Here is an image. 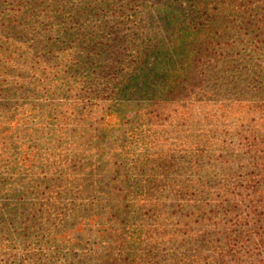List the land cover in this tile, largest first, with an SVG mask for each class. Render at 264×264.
I'll return each instance as SVG.
<instances>
[{
  "label": "rangeland",
  "instance_id": "374dc122",
  "mask_svg": "<svg viewBox=\"0 0 264 264\" xmlns=\"http://www.w3.org/2000/svg\"><path fill=\"white\" fill-rule=\"evenodd\" d=\"M48 1L0 0V264H204L251 227L231 224L264 182V84L208 74L264 73V27L212 2L194 21L201 80L119 96L140 47H168L156 0Z\"/></svg>",
  "mask_w": 264,
  "mask_h": 264
},
{
  "label": "trees",
  "instance_id": "16d2710c",
  "mask_svg": "<svg viewBox=\"0 0 264 264\" xmlns=\"http://www.w3.org/2000/svg\"><path fill=\"white\" fill-rule=\"evenodd\" d=\"M49 1L52 3L54 0ZM49 1L46 3L51 7ZM56 1L59 2L60 0ZM66 1L68 0H62L61 2L66 3ZM216 1L221 5L226 4V6L234 2L237 3L232 4L231 12L232 14H236L235 19L240 23L238 29H258L264 27V23H262L261 26L256 25V23L260 21L259 19L262 18V15L259 19L252 20L250 19L252 13L241 6L242 2L245 3L247 1L248 3H252L250 0H156L154 5V9L156 10L155 13H148L149 23L158 22V24L168 28V30L164 31L166 33H171V37L168 39V47L161 48L158 46L150 51H148L147 47H140L138 55L145 63V68L140 67V72L133 74L128 79L126 78L118 88L117 94L119 96H126L129 91L138 87L137 94H139V96L149 94L153 97L160 98L163 94H174L187 88L186 84L189 80H191V82L195 80L194 83L200 81L201 78L199 74L202 73L195 69L194 54L198 49L195 45H200V38L203 35L201 29L194 21L199 19L200 15L198 12L200 10H205L204 13L209 11L207 15L212 17L213 13L210 11L214 9L210 7V4ZM127 3H133V0H128ZM186 6L187 9H182V7ZM64 7L60 9L53 7L54 10L51 12L61 14ZM248 7L249 6H245V8ZM259 7L260 5L253 6V9L257 10ZM86 11H81V13L89 17L88 13L92 14V12L90 10ZM69 16L70 19L75 20L76 24L82 18V16L80 17L72 13H70ZM51 17V14H48V18L50 19ZM64 20H62V22H65ZM234 25L236 27V24ZM60 33H62V30H60ZM162 33L163 32L160 34ZM146 34L148 35L147 32ZM163 34L165 35V33ZM155 39L156 42H158L160 40L159 35L155 36ZM240 41H242V39ZM96 56L99 57L100 53ZM151 57L152 64H149L151 70L147 71L146 66ZM188 63L192 65L190 73L185 72ZM221 66H223V68L211 69V73L208 74L209 79L213 78L219 80L220 77L227 79L225 75L229 74L230 87L236 86V84L243 85V80L264 84L263 72L260 75L259 73L254 74L251 72L248 76L244 74L240 68L236 71L233 61L222 63ZM175 70L177 71L174 72ZM167 78L170 79L168 80ZM164 79L168 80L165 85ZM142 80H144V83L140 84ZM247 186L251 188V191L246 193L249 197H244L245 201H243L245 203L244 209L247 211V217L244 218L243 222L237 220L231 224V226L240 223L241 225L252 224L251 227L246 228L245 232H241L235 235V237H230L232 238L230 239L231 241L224 244L227 248L222 247L220 250H217L215 247L212 253L208 255L209 259L204 260V264H264V182L259 187L257 184H249ZM246 191H248V189H246ZM241 219H243V217H241ZM107 260L108 258L106 261ZM84 264L90 263L85 262ZM100 264H105V262ZM107 264L116 263L107 262Z\"/></svg>",
  "mask_w": 264,
  "mask_h": 264
}]
</instances>
